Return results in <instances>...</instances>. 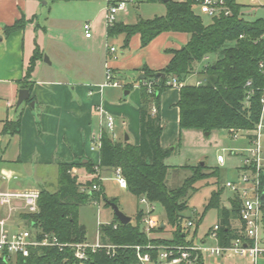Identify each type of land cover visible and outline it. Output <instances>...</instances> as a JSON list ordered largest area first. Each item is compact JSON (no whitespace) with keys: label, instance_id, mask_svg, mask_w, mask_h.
Wrapping results in <instances>:
<instances>
[{"label":"trees","instance_id":"16d2710c","mask_svg":"<svg viewBox=\"0 0 264 264\" xmlns=\"http://www.w3.org/2000/svg\"><path fill=\"white\" fill-rule=\"evenodd\" d=\"M163 3L166 12L162 16L138 18L132 24L117 21L106 28L108 38L125 35L124 47L134 34H139L142 46L166 31L186 32L189 39L180 49L172 50V57L163 69L143 67L144 78L136 81L140 88L139 143L134 145L128 141H115L104 130L100 136V162L97 167L113 171L120 168L126 180V189L138 202L145 197L150 203L160 205L172 237H149L142 222L144 210L137 207L134 222L130 220L122 224L113 214L111 221L99 225L100 241L115 246L110 253L105 248L94 252L89 250L87 259L80 263L74 258L71 248L60 250L57 247H38L31 249L27 257L19 256L9 262L0 259V264H138L135 246H140V252L149 253L152 260L156 261L161 246L193 244L185 232L190 227L183 223L182 212L187 207L186 198L190 192L198 190L197 185L201 181L209 177H216L217 183L218 172L206 171L205 164L201 162L179 166L189 170L190 174L179 185L168 186L166 177L172 166L167 165L165 159L172 152L160 145V96L170 88L166 85L170 77L183 82L196 71L204 57L215 55L213 62L198 71L203 75L204 82L198 85L186 83L179 89V100L176 103L179 109L178 145L181 130L184 129L199 130L204 134L208 132V135L219 129L252 130L259 119L261 89L264 86V75L259 70V62L264 60V18L248 21L241 14L242 6L235 0H228L231 14L213 17L208 24H204L201 15L192 8L193 0H168ZM28 21L31 20L21 16L3 28L4 34L23 29ZM42 57L43 52L35 44L22 79L23 87L31 89V73L36 61ZM146 81H153L152 93L144 85ZM124 87L128 88L129 85ZM31 100L33 98L30 97L25 102ZM153 107L155 113L151 114ZM14 127L17 131L19 121L15 122ZM73 167H83L89 174L95 172L90 161L60 164L56 191L39 189L38 211L21 216L26 224L32 223L36 227L38 236L42 233L52 234L62 243L88 241L86 229L80 228L79 208L100 200L104 201L106 207H110V202L117 204L116 198L109 199L106 196L101 180L92 177L82 181L72 174ZM94 183L99 185L98 190H81V187L90 188ZM261 188L264 190V177L261 179ZM220 195L221 189L212 190L202 213L211 208L219 210L217 241L221 246H228L233 239L243 237L242 232L230 227L229 221L231 213H239L241 201L234 195L230 200L231 209H220ZM165 225L158 226L154 231H164ZM148 245L151 247L148 248ZM193 264L207 263L203 255L198 254Z\"/></svg>","mask_w":264,"mask_h":264},{"label":"crops","instance_id":"0c3cea01","mask_svg":"<svg viewBox=\"0 0 264 264\" xmlns=\"http://www.w3.org/2000/svg\"><path fill=\"white\" fill-rule=\"evenodd\" d=\"M235 2L242 6L240 10L242 16L257 10L264 11L262 0H250L248 5L238 0ZM39 4H41L39 0H0V189L45 188L38 181L47 176L50 168H56L58 175L60 164H77L79 161H90L98 169L101 177L102 171L108 169L97 167L100 152L99 147L92 149L93 145L100 139L104 130L115 141H128L134 145L139 143L140 88L136 81L142 75L143 67L151 70L163 69L172 57V50L180 49L189 39L186 32L166 31L142 46L139 34H134L124 47V34L108 38L106 27L104 30L95 28V22H90L92 26L90 37H85L82 32L80 38H69L64 41L62 35L47 34L45 26L39 24L36 18ZM165 12L154 16H162ZM127 15L128 12L120 14L118 22L132 24L138 18H142L139 16L133 22H126ZM21 16L31 21H28L23 29L13 31L9 35L4 34L3 28ZM260 17L264 18L263 15H259L246 20ZM93 18L97 19L95 15ZM101 20L105 26L104 8ZM35 44L43 52V57L35 63L29 79L31 89H28L22 86V79ZM108 45L115 47L113 53L108 51ZM45 54L49 63L43 59ZM200 63L196 74H199L198 71L201 69ZM106 67L113 70L114 77L121 87L108 86L97 90L96 86L105 80ZM126 85L129 87L125 88ZM21 89H27L28 98L31 97L33 100L30 102L24 100L17 105ZM178 100L179 89L176 88H169L160 96L162 122L160 145L169 148L172 154L178 145L179 109L176 105ZM98 106H102L104 113L97 112ZM106 114L114 118L113 132L106 128ZM17 121L19 127L16 131L14 125ZM71 172L77 176L81 174L82 181L94 176L87 173L83 167H73ZM102 186L105 192L103 183ZM233 196L232 192L227 198L222 195L220 209L230 210V200ZM222 198L226 204L222 203ZM217 213L214 224L218 223L220 217L219 210ZM5 214V211L0 212V218ZM113 214L112 210L103 223L111 221ZM233 215H236L235 218ZM130 217L132 220L133 217ZM229 221L233 230L241 232L242 222L239 213H231ZM15 223L22 224L18 216H12L7 229H13ZM100 224L99 222L96 234ZM164 224L160 222V226ZM213 225L200 234L199 243L210 244L208 243L210 240L212 241L210 245L215 244V241L208 237ZM156 232L150 231L148 236L155 233L152 238L168 239L165 230ZM95 238L96 235L88 242H94ZM232 257L234 256H227L225 259ZM204 260L207 264H215Z\"/></svg>","mask_w":264,"mask_h":264},{"label":"built area","instance_id":"2783aa9c","mask_svg":"<svg viewBox=\"0 0 264 264\" xmlns=\"http://www.w3.org/2000/svg\"><path fill=\"white\" fill-rule=\"evenodd\" d=\"M104 24L110 27L118 21V16L127 12L128 4L131 0H104ZM192 8L200 15H207L210 19L220 15L231 14V8L228 0H193ZM85 37L91 36V23L85 22L82 25ZM108 51L113 53L115 47L108 45ZM204 57L203 60H206ZM259 70L264 75V60L259 62ZM105 80L102 84L96 86L97 90L104 87H121L116 80L113 70L106 67L104 71ZM197 81L195 84H200ZM185 81H179L176 77H170L166 85L170 88L180 89ZM249 84V82L247 83ZM148 92H153V81H146ZM95 88V89H96ZM260 98V115L252 130H235L226 129L233 138H237L238 134L243 133L249 141V148L243 156L241 165L237 167L238 180H227L224 184L233 195H236L241 201V209L239 218L242 222L243 237L233 239L228 246H221L217 241V230L219 224L212 226L208 233V237L215 241V244H190L188 246H161L156 261L147 252H140L141 247L135 246L137 252L138 264H180L185 262L193 264L198 254L207 257H223V256H239L249 261V264H257L259 259H264V234L261 233V222L264 218L263 205L261 203L262 172L264 170V86L261 89ZM92 91H90V94ZM99 114L104 113L102 106L96 108ZM155 113V108L151 109V114ZM106 128L109 132H113L114 118L110 114L105 115ZM100 147V139L92 147ZM216 160L219 164L224 163V156L218 154ZM95 170L98 171L97 168ZM99 174V172H98ZM116 183L121 188H126V180L122 175L120 168L114 169ZM93 177L101 180L100 175L94 174ZM99 185L94 183L90 188L81 187V190H98ZM38 189H0V212L5 211V216L0 218V259L4 261H14L17 257L29 256L30 250L38 247H57L60 250L68 247L73 250V255L80 263L87 259L88 251L94 252L97 249L105 248L107 253L114 249V245L103 244L99 239L97 232L94 242H77L62 243L56 236L48 233H42L38 236L36 227L21 219V215L34 214L38 211ZM139 203L144 204V217L142 219L145 231L148 234L152 229L160 226V221L151 214L154 210V204L150 203L145 197L140 198ZM12 216H18L22 224H16L13 229H7ZM14 225V222H12ZM193 223L188 221L186 227L192 226ZM148 248L151 245L147 246Z\"/></svg>","mask_w":264,"mask_h":264},{"label":"rangeland","instance_id":"374dc122","mask_svg":"<svg viewBox=\"0 0 264 264\" xmlns=\"http://www.w3.org/2000/svg\"><path fill=\"white\" fill-rule=\"evenodd\" d=\"M238 1L245 5H248L250 2V0ZM262 1L264 2V0ZM104 6V0H47L46 5L39 4L36 18L40 25L45 26L47 34L62 35L65 39L64 41L69 38L78 39L83 32L82 25L88 20L91 23L95 22V28L105 29L101 20ZM243 8H245V6ZM127 12L128 15L125 18V21L133 22L139 16L142 18H151L154 15L163 14L165 12V5L161 0H131L128 4ZM93 15H95L97 19L93 18ZM259 15H263L264 17V11L257 10L251 14H244L243 18L253 19ZM201 17L204 24L209 23L210 18L207 15H201ZM214 59L215 55H212L208 57L207 60H202L200 63L201 69L213 62ZM197 81L204 82L203 75L195 73L186 78L187 84H195ZM248 148L249 141L243 133L238 134L237 138H233L226 129L213 130L211 134L207 136L199 130H181L179 145H176V151L165 159V163L172 166L166 177L168 186L175 187L179 185L183 179L190 174L189 170L179 166L203 162L206 166V171L210 172L216 170L218 172L217 183L216 177H209L201 181L197 185L198 190L195 193L190 192L186 198L187 207L182 212L184 218L183 223H187L189 219L193 222L189 231L185 232L187 239H192L194 244H199L200 234L209 226L213 225L217 220L218 210L216 208H211L204 214L202 213L211 191L221 189L219 205L222 195L226 198L231 195V191L225 188L224 184L227 180H238L239 174L237 167L241 164L243 156L246 154ZM95 149H98V147L96 146ZM218 154L224 156L223 164L217 162L216 157ZM93 174L99 176L97 170H95ZM78 176L81 179V174ZM262 176L264 177V170ZM101 182L105 187L106 196L109 199L116 198L119 209L124 214L132 216L133 222L134 212L137 207H144L143 210L146 209L145 205L139 203L126 188L118 186L113 170L108 169L102 171ZM38 183L50 192H55L57 189V169L50 168L47 176L42 180H39ZM222 203L226 204V201L223 198ZM111 212L112 209L106 207L103 200L87 203L79 208V220L82 225L85 226L86 236L89 239H94L98 223L105 222ZM151 215L157 218L160 222L166 224L164 233H166L168 239H170L172 237V231L170 226L167 225L162 207L158 204H154V210ZM233 216L235 218L236 215ZM154 230H156V228L151 231ZM194 231L196 232L195 236ZM260 231L261 233L264 232V219L261 222ZM154 234L155 233H150L149 237L152 238V235ZM208 243L211 244L212 241L209 240ZM203 257L215 264H249L247 259L239 256H234L232 259H225L227 256L208 258L204 255ZM257 264H264V259H259Z\"/></svg>","mask_w":264,"mask_h":264},{"label":"water","instance_id":"95a60500","mask_svg":"<svg viewBox=\"0 0 264 264\" xmlns=\"http://www.w3.org/2000/svg\"><path fill=\"white\" fill-rule=\"evenodd\" d=\"M40 1H41V4H42V5H46V3H47V0H40ZM162 1H163V2H166V1H168V0H162ZM43 59H44L45 62L49 63V60H48V58H47L46 55L44 56ZM143 78H144V76L141 75V76H139L138 79H143ZM125 93H126V92H125ZM28 97H29V92H28V90H27V89H21V90L19 91V94H18L17 105H19V104H20L21 102H23L24 100H27ZM30 104H31V106H32V105H33V102H31ZM205 135L207 136V135H208V132H205ZM261 203L264 204V190H263V192L261 193ZM109 206H110V208L113 210V212H114L115 216L117 217V219L119 220V222H121L122 224H127L128 222H130L131 217L128 216V215H126V214H124V213L119 209V207H118V205H117L116 203H114V202H110V203H109ZM80 228H81V229H84V225H81Z\"/></svg>","mask_w":264,"mask_h":264}]
</instances>
